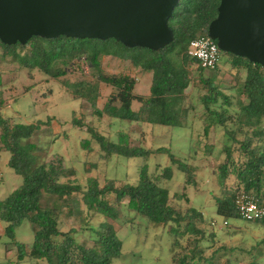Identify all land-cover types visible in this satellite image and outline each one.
<instances>
[{
	"label": "trees",
	"instance_id": "trees-1",
	"mask_svg": "<svg viewBox=\"0 0 264 264\" xmlns=\"http://www.w3.org/2000/svg\"><path fill=\"white\" fill-rule=\"evenodd\" d=\"M220 3L221 0H180L169 20L174 41L158 52L130 49L114 39L35 37L25 46H7L0 42L1 62L18 63L20 68L30 72L39 71L47 81L59 82L76 100L88 103L92 116L98 121L107 118L120 123L122 127L111 137L75 117L73 126L84 128L90 135L81 141L84 150L89 152L93 145L97 146L101 159L107 162L113 157L140 161L135 184L118 185L116 180L101 182L92 177L82 185L76 178L77 169L67 167L62 155L49 157L54 138L47 147L43 142H34L36 135L51 129L53 118L47 122L22 124L0 114V153L10 154L8 167L23 180L8 198L0 201V223L4 224V235L16 249L17 263L112 264L122 256L123 243L118 235L121 227L143 218L155 227L174 225L175 236L196 238L193 241L197 250L182 258L174 256L172 264H192L196 254L197 264H219L214 256L202 258L204 250H198L199 239H205L206 234L199 224L209 221L195 208L181 207V202H190L188 188L197 185L196 168L188 163L187 157L176 156L171 146L153 150L146 149L140 142L133 145L129 127L189 128L192 134L189 118L194 106L190 105L186 91L194 79L192 65L197 64L204 131L197 134V149L190 148V151L196 154L198 149L204 148L207 156L212 154L215 143L209 139L217 128L223 129L231 141L222 147L226 161L213 167L220 191L214 198L217 214L226 222L242 220L236 200L244 194L264 206V67L230 54L234 59L225 65L236 74L245 71L244 80L235 88V104L231 96L215 85V77L205 76L206 71L219 72L220 60L214 70H206L188 56L193 40L208 37ZM105 57L119 59L151 74L149 95L135 92L138 79L132 72H105ZM85 65L90 67L91 73L85 71ZM71 75L77 76V80L71 82ZM103 88L110 93L100 107ZM1 98L0 94V107L4 105ZM134 102L139 104L137 111L132 109ZM234 106L237 110L232 114ZM153 154L169 157L172 165L165 168L163 174L150 170L148 161ZM174 167L184 175V182L181 193L172 195L164 182L173 179ZM173 199L178 205L171 203ZM96 217L103 218L98 226L92 224ZM69 220L79 222L80 230L64 231L61 226ZM251 223L264 225V219ZM24 225L31 228V243L17 236ZM178 244L176 238L173 246Z\"/></svg>",
	"mask_w": 264,
	"mask_h": 264
},
{
	"label": "rangeland",
	"instance_id": "rangeland-1",
	"mask_svg": "<svg viewBox=\"0 0 264 264\" xmlns=\"http://www.w3.org/2000/svg\"><path fill=\"white\" fill-rule=\"evenodd\" d=\"M1 52L0 49V56ZM230 59L234 57L222 52L220 55V66L222 67L219 72L206 71L205 76L215 77V85L231 96L236 104L237 91L235 88L244 80L245 71L236 74L235 70L225 65ZM103 62L104 70L109 74L132 72L138 78L135 89L137 94L148 95L150 93L151 74L130 67L127 62L115 58L105 57ZM192 69L195 72L194 79L186 91L190 105L194 106L189 118V126L193 128L192 134L189 128L176 129L159 126L156 128L145 125L140 129L139 126L133 125L129 129L136 131L140 138L134 136L132 143L138 145L139 140L146 149L153 150L172 145V151L176 156L187 157L188 163L196 168L197 185L190 187L188 195L192 199V206L201 209L209 221L205 225L199 224V227L206 232L205 239H199L201 243L198 250H204L202 258L214 256L213 258L219 261V264H264V225L243 220H229L228 225L225 226L224 218L217 214L214 198L220 195V191L213 167H218L226 161V155L222 154V147L230 144L231 141L225 136L223 129L217 128L209 139L215 143L212 154L207 156L204 148L198 149L196 154L190 151V148L197 149V134H203L204 131V123L201 119L204 110L199 98L201 91L197 87L200 85L197 79L198 65L193 64ZM0 71L2 73V75L0 73L1 100L4 104L13 105L8 111V116L22 124L47 122L49 118H53L51 129H45L44 132L36 135L34 142H43L45 143L43 145L47 147L54 138L49 157L62 155L67 167L77 169L76 178L80 184L85 185L92 177L98 178L101 182L105 179L116 180L118 185L137 182L140 165L138 159L113 157L109 162L102 160L97 146L93 145V150L89 152L83 149L81 141L90 138V135L84 128L78 129L73 126V119L81 118L100 132L114 137L116 131L122 127L119 122L107 118L98 121L97 117L92 116L93 110L88 103L76 100L72 93L59 82L47 81V77L37 70L30 72L20 68L18 63L10 64L7 61H0ZM75 80L77 76L71 75L70 81ZM103 89L99 100L100 107L104 106L110 93L109 89ZM132 109L137 111L139 104L134 102ZM236 110L237 107L234 106L231 108V113L234 114ZM9 157L8 153H0V201L8 198L23 182L22 178L8 167ZM148 162L150 170L157 171L159 175L163 174L165 168L172 165L166 154H153ZM183 181L184 175L174 167L173 179L167 183L163 182L173 195L177 192L181 193ZM185 202H181V207L186 210L188 205ZM171 203L178 205L174 199ZM102 221L103 218L96 217L92 224L98 226ZM211 223L215 226L212 227ZM61 227L64 231H69L70 228L80 230L79 222L73 220H69ZM29 230H31L30 226L24 225L17 232L18 238L31 243L33 234ZM213 233L215 237H212ZM175 234L174 225L155 227L147 219L137 218L119 230V239L123 243L122 256L114 260L112 264H172L174 256L182 258L197 250L194 246L195 241L193 240L196 239L194 236L179 237ZM4 238V241H9L6 236ZM176 238L179 244L174 247L173 243ZM6 255V246L0 244V264H19L17 260L10 263ZM11 257L13 258V255ZM197 262L196 254L195 260L191 263L197 264ZM20 264L30 263L25 261Z\"/></svg>",
	"mask_w": 264,
	"mask_h": 264
},
{
	"label": "water",
	"instance_id": "water-1",
	"mask_svg": "<svg viewBox=\"0 0 264 264\" xmlns=\"http://www.w3.org/2000/svg\"><path fill=\"white\" fill-rule=\"evenodd\" d=\"M180 0H0V42L39 37L107 41L158 52L174 41ZM208 36L223 53L264 67V0H221Z\"/></svg>",
	"mask_w": 264,
	"mask_h": 264
},
{
	"label": "built area",
	"instance_id": "built-area-1",
	"mask_svg": "<svg viewBox=\"0 0 264 264\" xmlns=\"http://www.w3.org/2000/svg\"><path fill=\"white\" fill-rule=\"evenodd\" d=\"M188 56L196 59L203 69L214 70L220 60V49L209 36H200L190 44ZM89 70L90 67L85 65V71ZM236 207L240 218L245 222L251 223L264 219V206L258 204L250 195L239 196L236 200ZM224 224L227 226L228 222L225 221Z\"/></svg>",
	"mask_w": 264,
	"mask_h": 264
},
{
	"label": "crops",
	"instance_id": "crops-1",
	"mask_svg": "<svg viewBox=\"0 0 264 264\" xmlns=\"http://www.w3.org/2000/svg\"><path fill=\"white\" fill-rule=\"evenodd\" d=\"M0 73H1V71H0ZM1 75H2V73H1ZM138 79V78H137ZM149 95V94H148ZM2 97V96H1ZM12 107H13V105H9V104H4L3 106H1L0 107V114H2L3 115V117L4 118H10L9 116H8V111L9 110H11L12 109ZM143 126H145V125H142V126H139L140 127V129L143 127ZM151 127H156L157 128V126H151ZM131 132H132V135H133V137L134 136H136V137H138V139L140 138V136L138 135V133L135 131L134 132V130L132 129L131 130ZM142 133V132H141ZM132 142H133V140H132ZM141 143V141H139L138 140V143ZM142 144V143H141ZM169 144H172V143H169ZM134 145V144H133ZM143 145V144H142ZM172 146V145H171ZM9 162V161H8ZM8 162H7V164H8ZM184 182V181H183ZM190 188H188V190H189ZM188 197H189V195H188ZM189 199H190V202L187 204L188 206L186 207V208H188V207H193V208H195L196 210H198L199 212H202L203 213V211H201V209H197L195 206H192V199L189 197ZM190 205V206H189ZM204 214V213H203ZM0 229H1V232H0V237H1V239H0V244H3V245H5L6 246V250H7V255H6V258H7V260L10 262V263H12L13 261H15L16 260V249H15V247L11 244V241L9 240V241H4V237H5V235H4V224L3 223H0ZM31 230H29V232H30ZM11 255H13V258L11 257ZM30 264H36V261H28Z\"/></svg>",
	"mask_w": 264,
	"mask_h": 264
}]
</instances>
